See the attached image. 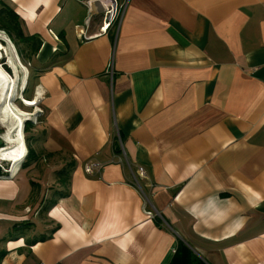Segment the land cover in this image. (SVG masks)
I'll return each mask as SVG.
<instances>
[{"label": "crops", "instance_id": "1", "mask_svg": "<svg viewBox=\"0 0 264 264\" xmlns=\"http://www.w3.org/2000/svg\"><path fill=\"white\" fill-rule=\"evenodd\" d=\"M115 1L101 31L78 0H0L29 37L13 105L39 109L0 264H264V0Z\"/></svg>", "mask_w": 264, "mask_h": 264}, {"label": "built area", "instance_id": "2", "mask_svg": "<svg viewBox=\"0 0 264 264\" xmlns=\"http://www.w3.org/2000/svg\"><path fill=\"white\" fill-rule=\"evenodd\" d=\"M78 1L86 5L88 8L89 16L86 20L87 25H89L91 20V15L93 13L99 12L104 14L103 26L100 29L101 31H106L113 21H118V23H120L126 10V6L124 5L118 6L115 0H106L105 3H100V5H96L97 0H78ZM77 33L83 36L86 34V31L84 27H77ZM13 59H15L19 63V65L23 66L13 37L6 30L0 29V60H1L0 69H3L4 64H10V66L13 67L12 64ZM2 60H6V61H2ZM109 71L112 75L113 66L110 67ZM5 72L7 75H9L7 71ZM14 74H15V70H14ZM9 77L11 78V80L13 79L11 75H9ZM0 166L2 167L4 172L6 173L8 172V170L1 163ZM100 168H101L100 163H91L86 167V171L93 174L95 173V170L99 171ZM134 176L138 182V177H146V173L143 168H138L137 172L134 173ZM148 214L153 215V212L148 211Z\"/></svg>", "mask_w": 264, "mask_h": 264}, {"label": "bare ground", "instance_id": "3", "mask_svg": "<svg viewBox=\"0 0 264 264\" xmlns=\"http://www.w3.org/2000/svg\"><path fill=\"white\" fill-rule=\"evenodd\" d=\"M6 75L7 74L2 69H0V85L2 84L1 89L2 90L7 89V91H6L7 93L5 94V97L3 98L4 99L3 105L4 104L6 105V103H8L7 104L8 107L5 111L7 113H11L10 115H12V120L14 121V124H16V125L13 126V129L11 128L7 134V137H6V145L7 146L5 145L4 147H0V156H1V159L11 160V161H14L16 164L17 162H19L20 158L23 156L22 152H23V149L25 148L24 141H23V134H22V127H23L24 118L30 114L28 112L22 110V109H19L20 111L19 110L17 111L16 108L13 107V105L11 103V98L13 97L12 95L16 89L17 80H19V79L13 78L11 80L9 75H8V77ZM9 91H11V93ZM8 93H10L11 95ZM8 97H10V100H7ZM32 100L27 99V103L34 104V102L36 100L31 102ZM28 101H30V102H28ZM35 104H37V103H35ZM16 131H18V134H17L18 138L14 137V133ZM19 156H21V157H19Z\"/></svg>", "mask_w": 264, "mask_h": 264}, {"label": "rangeland", "instance_id": "4", "mask_svg": "<svg viewBox=\"0 0 264 264\" xmlns=\"http://www.w3.org/2000/svg\"><path fill=\"white\" fill-rule=\"evenodd\" d=\"M1 61V60H0ZM2 61H6V60H2ZM4 69V70H3ZM3 71L5 72V71H7V73L9 74V75H11L12 76V78H14V79H16V78H18L19 80H17V83H16V90H17V96H18V94L20 93V87H21V85H22V77H18V76H16V78H15V76H14V70H15V68H14V66L12 67V66H10V64H4L3 65ZM6 73V72H5ZM15 73L17 74L18 73V70H15ZM29 73H30V75L32 76V74H33V67H29ZM18 75V74H17ZM25 75H28V70L26 69V74ZM7 77H8V75H6ZM25 79H26V76H25ZM16 90L14 91V93H13V97L11 98V103H12V105H13V99H14V97L16 96ZM7 91V89H5V90H1L0 89V118H1V120L2 121H4V125L1 123V120H0V125H1V127H2V133L3 134H5L6 135V137H7V134H8V132H9V130L12 128L13 129V126H15L16 124H14V121L12 120V115H10L9 113H7V112H3L2 110H4L5 109V107L7 106V104L8 103H6V105L4 104V106H3V101H4V97H5V94L7 93L6 92ZM10 92V91H9ZM9 94V93H8ZM26 99V101H27V98H25ZM7 100H10V97H8V99ZM16 104L18 105V106H22L23 108H26L24 105H27V104H25L23 101H20V100H18V101H16ZM35 104V103H34ZM30 105V104H29ZM4 107V108H3ZM13 107H15L16 109L17 108H19V107H17V106H15V105H13ZM30 108H32V107H30ZM20 109V108H19ZM39 109H35L34 111H32L31 113H30V115H28L27 117H25L24 118V122H26V120H28V121H33V122H37L38 121V116H39V114H37L35 111H38ZM33 112H35L36 114H33ZM24 122H23V125H24ZM12 126V127H11ZM17 134H18V131H16L15 133H14V137L15 138H18V136H17ZM6 145V144H5ZM24 145L26 146V148L28 147V144H27V142L25 143L24 142ZM7 146V145H6ZM4 147V146H3ZM8 161H10V160H2L1 159V156H0V163L5 167V168H11L12 167V162L10 161V163H8Z\"/></svg>", "mask_w": 264, "mask_h": 264}, {"label": "trees", "instance_id": "5", "mask_svg": "<svg viewBox=\"0 0 264 264\" xmlns=\"http://www.w3.org/2000/svg\"><path fill=\"white\" fill-rule=\"evenodd\" d=\"M5 19L6 20L5 21L3 20L2 24H0V29L6 30L12 37H15V35H16L18 38H21L24 41H29V37L24 36L23 31L18 24V19H17L16 14H14L13 12H10L6 15ZM15 44L17 45L16 41H15ZM30 47L32 48V50L38 49L40 47V43L39 44L33 43V45ZM29 123H30V121L27 122V125H29ZM29 139L30 138L27 137V140H29ZM0 174L5 175L8 173L4 172L2 167L0 166Z\"/></svg>", "mask_w": 264, "mask_h": 264}, {"label": "clouds", "instance_id": "6", "mask_svg": "<svg viewBox=\"0 0 264 264\" xmlns=\"http://www.w3.org/2000/svg\"><path fill=\"white\" fill-rule=\"evenodd\" d=\"M21 88V87H20ZM17 100V99H16ZM18 100L23 101L25 104H27V101L25 99H23L22 97H18ZM28 120H26V122H24V126H23V130H25L26 128V124H27ZM25 153L23 154V156L20 158L19 162L16 163V165H18V168H20L22 166V164L24 163L26 156L28 155V147L26 148L25 146ZM11 161V160H10ZM10 161H8V163H10ZM12 162V161H11ZM15 165V162H12V167L11 168H6L8 170V173L10 174V172L12 171L13 166Z\"/></svg>", "mask_w": 264, "mask_h": 264}, {"label": "water", "instance_id": "7", "mask_svg": "<svg viewBox=\"0 0 264 264\" xmlns=\"http://www.w3.org/2000/svg\"><path fill=\"white\" fill-rule=\"evenodd\" d=\"M6 144V136L2 133V129H0V147L5 146Z\"/></svg>", "mask_w": 264, "mask_h": 264}, {"label": "flooded vegetation", "instance_id": "8", "mask_svg": "<svg viewBox=\"0 0 264 264\" xmlns=\"http://www.w3.org/2000/svg\"><path fill=\"white\" fill-rule=\"evenodd\" d=\"M0 129H2L1 125H0Z\"/></svg>", "mask_w": 264, "mask_h": 264}]
</instances>
